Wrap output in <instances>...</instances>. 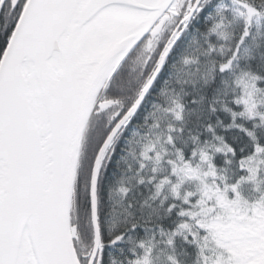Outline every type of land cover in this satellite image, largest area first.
<instances>
[{
    "label": "snow or ice",
    "instance_id": "6c2138e0",
    "mask_svg": "<svg viewBox=\"0 0 264 264\" xmlns=\"http://www.w3.org/2000/svg\"><path fill=\"white\" fill-rule=\"evenodd\" d=\"M160 252L264 264V0H0V264Z\"/></svg>",
    "mask_w": 264,
    "mask_h": 264
},
{
    "label": "trees",
    "instance_id": "16d2710c",
    "mask_svg": "<svg viewBox=\"0 0 264 264\" xmlns=\"http://www.w3.org/2000/svg\"><path fill=\"white\" fill-rule=\"evenodd\" d=\"M194 23H195L196 26H200V21H196ZM183 43H184L183 40L178 43L177 49H176L177 52L180 50V48L183 47ZM174 56H175V54L173 55L172 58H170V61H171V59L174 58ZM133 68H135L136 70L133 71L132 70ZM138 70H139L138 64H129L128 66H126V68L124 69V71L127 72V74H128V80H131L136 75V71H138ZM168 72H169V69L166 66L164 68V70L162 71V73H161L160 79L157 80L156 87L153 88V92H155L157 90V88L159 87V84H160L161 80L164 79L168 75ZM123 86H124L125 90L127 91L128 87H129L128 83L127 82H124ZM149 99H151V97H149ZM141 115H142V111H141L140 114H138V116L136 117V119H139ZM125 135H127V133H125ZM230 135H236V133L233 131L232 133H230ZM111 169H112V164L110 163L109 164V171H111ZM244 190L249 195H252V192L250 191L249 186H245V189ZM188 251L191 252L192 250L189 248ZM178 252H179V249H178ZM191 258L192 257L190 255L187 256V257L181 255V259L184 260L185 264H191ZM156 264H166V254H165V252H160L159 253V259L157 260Z\"/></svg>",
    "mask_w": 264,
    "mask_h": 264
}]
</instances>
